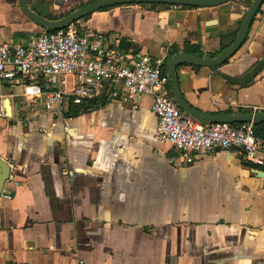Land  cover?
Returning <instances> with one entry per match:
<instances>
[{"label":"crops","instance_id":"crops-1","mask_svg":"<svg viewBox=\"0 0 264 264\" xmlns=\"http://www.w3.org/2000/svg\"><path fill=\"white\" fill-rule=\"evenodd\" d=\"M92 1L28 6L53 19ZM262 8L222 64L177 67L181 94L193 108L264 112V2ZM245 9L244 0L210 7L128 3L74 22L87 36L118 39L127 54L158 57L195 45L201 54L187 53L213 57L231 44ZM39 31L19 0H0V42ZM68 77L67 90L74 83ZM3 91L9 113L0 119V157L10 164L4 193L11 197L0 195V264H264V174L252 173H264V164L246 161L235 148L184 163L170 142L158 141L150 95L99 97L84 108L67 94L60 118L22 95L19 74L3 81Z\"/></svg>","mask_w":264,"mask_h":264},{"label":"built area","instance_id":"built-area-1","mask_svg":"<svg viewBox=\"0 0 264 264\" xmlns=\"http://www.w3.org/2000/svg\"><path fill=\"white\" fill-rule=\"evenodd\" d=\"M163 59L147 53L127 54L118 39L108 43L101 35L87 36L74 21L21 41L1 42L0 118L5 117L3 81L18 74L22 95L41 101L44 113L60 118L67 94L74 104L97 97L126 102L150 95L156 137L170 142L184 163H191L195 154L235 148L246 161L264 164V139L255 135L252 121L201 122L181 110L166 90ZM67 76L74 78L69 90ZM9 178L10 174L4 184ZM4 184L0 195L10 198L4 193Z\"/></svg>","mask_w":264,"mask_h":264},{"label":"water","instance_id":"water-1","mask_svg":"<svg viewBox=\"0 0 264 264\" xmlns=\"http://www.w3.org/2000/svg\"><path fill=\"white\" fill-rule=\"evenodd\" d=\"M228 0H95L87 3L81 7H78L69 13L59 18H46L36 12H34L28 6V0H19L20 8L25 16L38 25L41 28L37 34L46 31L54 30L62 27L70 22L76 21L89 13L98 10L105 6L115 4H128V3H159L170 5H182L191 7H210L226 3ZM263 0H252L245 10V13L241 19L235 37L231 44L223 51L213 57H202L187 52H179L169 55L165 63L166 73L168 75L170 92L173 96L176 104L182 111L194 117L201 122L212 121H228V122H240V121H261L264 120V112H250V113H231V114H209L198 111L193 108L182 96L177 77V67L180 64L188 63L192 65L202 66H217L231 57L244 43L247 32L253 22L255 13L258 6ZM1 43V42H0ZM9 100L4 97L5 113H9ZM252 173L257 175H263V171L257 168L252 169ZM10 174V164L2 157H0V193L4 184V181Z\"/></svg>","mask_w":264,"mask_h":264},{"label":"trees","instance_id":"trees-1","mask_svg":"<svg viewBox=\"0 0 264 264\" xmlns=\"http://www.w3.org/2000/svg\"><path fill=\"white\" fill-rule=\"evenodd\" d=\"M91 1V0H90ZM89 2V1H88ZM250 2H251V0H244V4H245V6H248L249 4H250ZM263 2H264V0L261 2V4L258 6V8H257V11L256 12H259V11H261L263 8H262V6H263ZM240 22V21H239ZM48 31H51V30H48ZM128 44H130V43H127V44H124V43H121V46H122V48L123 49H125V48H127L128 47ZM184 50L186 51V52H195L196 54H198V55H200L201 53H200V51H199V49H198V46H195V45H186L185 47H184ZM171 52H172V50H171ZM173 52H174V50H173ZM164 68H163V72H164ZM97 98H99V97H97ZM97 98H93V99H89V100H85V101H82L80 104H76V105H78V106H84V108L86 107V105L87 104H91L92 102H94L95 101V99H97ZM253 126H254V132H255V135H257L258 137H261V138H263L264 139V120H261V121H254L253 122Z\"/></svg>","mask_w":264,"mask_h":264},{"label":"flooded vegetation","instance_id":"flooded-vegetation-1","mask_svg":"<svg viewBox=\"0 0 264 264\" xmlns=\"http://www.w3.org/2000/svg\"><path fill=\"white\" fill-rule=\"evenodd\" d=\"M230 0H228L227 2H229ZM252 1V0H251ZM167 5H170V4H167ZM180 6H182V5H180ZM248 6H246V8H247ZM246 10V9H245ZM244 13H245V11L243 12V15H244ZM257 13V12H256ZM256 13H255V15H256ZM255 17V16H254ZM242 19V18H241ZM240 22H241V20H240ZM239 22V23H240ZM164 59H163V63H162V70H163V68L165 69V63H166V60H167V58L169 57V55H164V56H162ZM164 73L166 74V76H167V83H166V90H167V92L169 93V94H171V92H170V88H169V86H168V82H169V80H168V75H167V73H166V69L164 70Z\"/></svg>","mask_w":264,"mask_h":264},{"label":"rangeland","instance_id":"rangeland-1","mask_svg":"<svg viewBox=\"0 0 264 264\" xmlns=\"http://www.w3.org/2000/svg\"><path fill=\"white\" fill-rule=\"evenodd\" d=\"M68 77V76H67ZM67 81L69 82V77L67 78ZM6 117V116H5ZM1 119V118H0Z\"/></svg>","mask_w":264,"mask_h":264}]
</instances>
